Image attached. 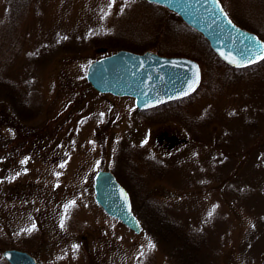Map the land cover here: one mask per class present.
Masks as SVG:
<instances>
[{
  "label": "rangeland",
  "instance_id": "rangeland-1",
  "mask_svg": "<svg viewBox=\"0 0 264 264\" xmlns=\"http://www.w3.org/2000/svg\"><path fill=\"white\" fill-rule=\"evenodd\" d=\"M219 2L264 41V0ZM173 14L145 0H0V78L34 115L18 119L0 102V257L175 264L144 225L135 233L95 201L94 175L108 170L141 214L146 190L202 228L219 251L213 264H264V69L239 77L212 66ZM118 50L194 56L204 82L139 112L86 80L91 62Z\"/></svg>",
  "mask_w": 264,
  "mask_h": 264
},
{
  "label": "water",
  "instance_id": "water-1",
  "mask_svg": "<svg viewBox=\"0 0 264 264\" xmlns=\"http://www.w3.org/2000/svg\"><path fill=\"white\" fill-rule=\"evenodd\" d=\"M145 1L178 15L188 27L202 35L215 55L232 69H244L264 60L261 58L264 41L254 32L236 25L219 0ZM86 80L98 93L132 97L138 110H147L195 93L202 73L199 63L188 57L118 50L91 62ZM93 189L95 201L108 216L135 233L141 231L129 192L111 171H97ZM2 258L9 264H39L33 255L20 249H6Z\"/></svg>",
  "mask_w": 264,
  "mask_h": 264
},
{
  "label": "trees",
  "instance_id": "trees-1",
  "mask_svg": "<svg viewBox=\"0 0 264 264\" xmlns=\"http://www.w3.org/2000/svg\"><path fill=\"white\" fill-rule=\"evenodd\" d=\"M173 16L177 17L174 14ZM193 32L200 39L201 49L205 50L208 53L209 60L212 66H223L228 71L239 74V77H247L249 76V72L258 71L261 68L264 69V60L244 69H232L228 67L215 55V53L210 48L207 40L196 31L193 30ZM192 59L196 60L197 58L193 56ZM200 67L202 72L201 84H203L205 78V70L202 69L201 64ZM233 80L235 81V79ZM0 102H5V106L9 108V110L13 112V115H15L18 119H30L34 116L32 111L29 109L28 102L23 97V93L21 95L19 91H17V88L13 83H9L8 80H4L2 78H0ZM174 103H178V101L176 100ZM164 108L165 106H162V109ZM154 110L155 109H153L152 111ZM187 127L189 128V126ZM125 156L128 160V155L125 154ZM129 195L131 199L132 210L139 219L140 224L142 226L144 225L148 234L156 242L164 246L168 258L173 263L213 264L212 261L215 263V258L219 256V251L216 248H212L210 246L209 241L207 240L206 235L204 234L205 232L202 230V228L194 225L190 226L188 224H185V221L177 219L168 205H165L163 202H159L153 199V197L146 190L141 195L140 199L141 209L143 212L141 214L135 209L134 196L132 192H129ZM0 264L9 263H7L2 257H0Z\"/></svg>",
  "mask_w": 264,
  "mask_h": 264
},
{
  "label": "flooded vegetation",
  "instance_id": "flooded-vegetation-1",
  "mask_svg": "<svg viewBox=\"0 0 264 264\" xmlns=\"http://www.w3.org/2000/svg\"><path fill=\"white\" fill-rule=\"evenodd\" d=\"M149 109H147V110H138L139 112H144V111H148Z\"/></svg>",
  "mask_w": 264,
  "mask_h": 264
},
{
  "label": "snow or ice",
  "instance_id": "snow-or-ice-1",
  "mask_svg": "<svg viewBox=\"0 0 264 264\" xmlns=\"http://www.w3.org/2000/svg\"><path fill=\"white\" fill-rule=\"evenodd\" d=\"M262 59H264V56H261Z\"/></svg>",
  "mask_w": 264,
  "mask_h": 264
}]
</instances>
